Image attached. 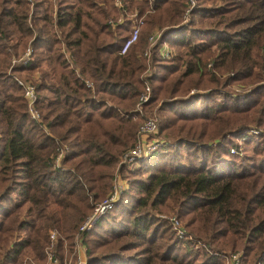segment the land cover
<instances>
[{
    "label": "trees",
    "instance_id": "trees-1",
    "mask_svg": "<svg viewBox=\"0 0 264 264\" xmlns=\"http://www.w3.org/2000/svg\"><path fill=\"white\" fill-rule=\"evenodd\" d=\"M185 7L0 0L4 264H44L50 231L56 264H68L78 226L117 173L126 187L80 234L85 264H224L238 249V264H264V0H195L183 20ZM16 78L33 83L38 118ZM145 83L143 109H154L163 138L128 168L120 155L137 138L133 107Z\"/></svg>",
    "mask_w": 264,
    "mask_h": 264
},
{
    "label": "built area",
    "instance_id": "built-area-1",
    "mask_svg": "<svg viewBox=\"0 0 264 264\" xmlns=\"http://www.w3.org/2000/svg\"><path fill=\"white\" fill-rule=\"evenodd\" d=\"M113 2L117 7H120L122 5L123 0H113ZM194 3L195 0H186V7L183 11V20L185 19L186 15L188 14L189 10L194 5ZM118 20H120V17H118ZM140 22H141V17H138L137 21L130 26L128 35L124 39L119 49L120 53H123L126 50V48L135 41L139 30ZM158 35H159V30L154 29L153 31L150 32L148 36V45L143 50V55H145L146 59H148L150 48L153 45L154 40ZM30 51L31 48L27 46L22 54L23 61H25L28 58ZM161 52L163 55L166 54L168 55L170 50L162 46ZM10 61L13 62L14 58H11ZM16 81L19 85L22 86V94L26 100V107L29 116L35 119L38 118L39 117L38 111L33 105L35 98V89L33 83H31L29 80H22L20 78H16ZM86 83L88 84V82ZM148 96H149V85L145 83L141 92L138 94L137 100L133 107V112H134L133 117L137 115L141 116L140 120L136 123L137 138L131 146H129L121 153L120 161L123 163L127 164L130 162H136L138 159L146 157L152 150H154L157 147L158 143L161 140L159 137L155 135V132L157 130V125L154 116L144 115L143 113L144 112L143 103L147 100ZM148 135L152 137L147 138ZM60 153L61 151H59L56 155L55 158L56 163L59 159ZM123 186H124V182L121 179L117 178L116 176L106 196H104L99 202H97L94 205L92 213L88 215L80 223V225L78 226L79 235L76 239V253L75 256L71 260H69L68 264H85L84 254L83 255L80 254V250H82V246L79 241L80 234L84 229L89 227L93 218L97 214H99L100 212H102L111 205L112 201L116 199L119 192L122 190ZM160 216L163 215L160 214ZM170 224L176 235L183 236L185 234L184 227L181 224L180 220L177 218V216L171 215ZM48 236L50 242L48 243V245L44 247V252L46 255V263L56 264L57 263L56 257L53 255L50 248L52 244L51 241L55 236L54 231H50ZM223 261L225 262V264H238L239 252H227L226 254H223ZM0 264H4V263L0 261Z\"/></svg>",
    "mask_w": 264,
    "mask_h": 264
},
{
    "label": "rangeland",
    "instance_id": "rangeland-1",
    "mask_svg": "<svg viewBox=\"0 0 264 264\" xmlns=\"http://www.w3.org/2000/svg\"><path fill=\"white\" fill-rule=\"evenodd\" d=\"M186 18V17H185ZM235 89H236V87L235 86H233ZM190 90H195L194 88H190ZM144 115H152V116H154V118H155V116H156V112L154 111V109H145L144 110ZM140 118H141V116L140 115H137V116H135V117H133V120H135L136 121V123L140 120ZM156 133V132H155ZM156 135V134H155ZM157 137H159L160 139H162L163 138V136H161V135H156ZM150 137H152V136H150V135H148L147 136V138H150ZM142 159L143 158H140V159H138L136 162H130V163H127V167L128 168H134V167H136V166H138V164H139V161L141 160L142 161ZM144 160V159H143ZM140 161V162H141ZM116 176H117V178H119V179H121L123 182H124V185H125V187H126V179L124 178V176L122 175V173L120 174V173H117L116 174ZM159 216H160V214H158ZM163 216H166V215H164V214H162ZM171 215H175L172 211H170V212H167V222L170 224V217H171ZM178 218V217H177ZM179 219V218H178ZM180 220V222H181V224L183 225V222H182V220L181 219H179ZM170 227H171V229H172V226H171V224H170ZM184 227V226H183ZM173 230V229H172ZM76 243V242H75ZM81 244V243H80ZM82 251H83V246H82ZM227 252H228V250H226ZM237 252H239V249L237 250ZM83 254H84V251H83ZM84 257H85V255H84ZM225 259V258H224ZM224 262V261H223ZM46 263V261H44V264ZM224 264H225V262H224Z\"/></svg>",
    "mask_w": 264,
    "mask_h": 264
},
{
    "label": "crops",
    "instance_id": "crops-1",
    "mask_svg": "<svg viewBox=\"0 0 264 264\" xmlns=\"http://www.w3.org/2000/svg\"><path fill=\"white\" fill-rule=\"evenodd\" d=\"M76 244V243H75ZM82 246V245H81ZM80 254H82L83 255V251L82 250H80Z\"/></svg>",
    "mask_w": 264,
    "mask_h": 264
}]
</instances>
